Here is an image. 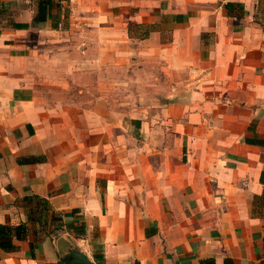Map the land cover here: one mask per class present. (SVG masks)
<instances>
[{"label": "crops", "instance_id": "0c3cea01", "mask_svg": "<svg viewBox=\"0 0 264 264\" xmlns=\"http://www.w3.org/2000/svg\"><path fill=\"white\" fill-rule=\"evenodd\" d=\"M34 14L0 0V264H264V0Z\"/></svg>", "mask_w": 264, "mask_h": 264}, {"label": "trees", "instance_id": "16d2710c", "mask_svg": "<svg viewBox=\"0 0 264 264\" xmlns=\"http://www.w3.org/2000/svg\"><path fill=\"white\" fill-rule=\"evenodd\" d=\"M35 7V14L32 18V24L38 25L47 20L50 15V11L53 6L59 7L61 0H33ZM14 27H26V24H13ZM248 142L252 144H257L259 146L264 147V135L262 137H254L248 139ZM42 157H35L32 160L39 161ZM24 160H27L25 158ZM23 160V161H24ZM263 180V174H262ZM27 199V198H26ZM28 202L32 200H36L37 209H47L45 206V202L42 198H37V196L33 195L32 198L27 199ZM39 207V208H38ZM252 213L259 217L264 218V186L262 192L260 194H255L252 198ZM29 219H34L32 210L30 209L28 212ZM37 220V219H36ZM27 226L25 223H18L16 225H8V224H0V251H14L17 248L15 244V240L23 239L26 235ZM263 250H264V237H263ZM196 264H235L234 261L230 257L224 258L221 263H216L213 258H201L198 260Z\"/></svg>", "mask_w": 264, "mask_h": 264}, {"label": "water", "instance_id": "95a60500", "mask_svg": "<svg viewBox=\"0 0 264 264\" xmlns=\"http://www.w3.org/2000/svg\"><path fill=\"white\" fill-rule=\"evenodd\" d=\"M80 256H81V259L77 261V263H74V264H89L87 259L84 257V255H80Z\"/></svg>", "mask_w": 264, "mask_h": 264}]
</instances>
